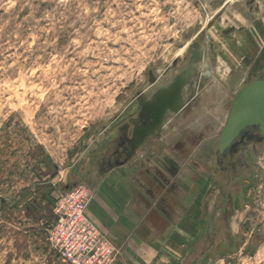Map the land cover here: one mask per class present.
Listing matches in <instances>:
<instances>
[{"label": "rangeland", "instance_id": "374dc122", "mask_svg": "<svg viewBox=\"0 0 264 264\" xmlns=\"http://www.w3.org/2000/svg\"><path fill=\"white\" fill-rule=\"evenodd\" d=\"M204 30L221 54L216 116L242 60L263 51L264 0H0V264H67L60 245L82 234L77 208L93 198L89 157L105 128ZM203 144L191 177L204 194L221 188L201 204L180 264H264V147L224 180L213 141Z\"/></svg>", "mask_w": 264, "mask_h": 264}, {"label": "flooded vegetation", "instance_id": "af4514ba", "mask_svg": "<svg viewBox=\"0 0 264 264\" xmlns=\"http://www.w3.org/2000/svg\"><path fill=\"white\" fill-rule=\"evenodd\" d=\"M246 31L248 29L241 30L242 33ZM224 33L232 35L236 33V28L231 26ZM207 34L208 30L202 31L200 38L190 45L185 57L175 60L163 73L151 72L149 87L140 91L132 111L122 118L118 116L105 128V143L96 147L89 157L90 164H96L99 174L129 165L142 151L160 144L163 137L176 131L183 136L174 143L178 148L187 146L184 137L192 133H195L192 134L194 146L201 149L205 146L202 145L205 140L213 141L214 169L224 180H228L230 170L232 173L237 171V166L242 165L248 170L250 155L264 147V128L260 125L246 126L222 152L219 146L237 94L251 83L264 80V47L255 59L246 56L247 59L242 60L247 72L238 82L237 88L221 98L217 108L220 114L215 116L213 105L218 88L216 64L221 54L217 52L215 44L209 42ZM183 77L184 81H180ZM172 85L185 86L176 93ZM177 107H181L179 112H175ZM202 115L209 119H204ZM191 120L194 122L192 125L188 124ZM218 185L209 189L205 202L213 190L221 188Z\"/></svg>", "mask_w": 264, "mask_h": 264}, {"label": "crops", "instance_id": "0c3cea01", "mask_svg": "<svg viewBox=\"0 0 264 264\" xmlns=\"http://www.w3.org/2000/svg\"><path fill=\"white\" fill-rule=\"evenodd\" d=\"M181 138L178 131L169 134L129 165L105 174L96 170L88 183L94 192L87 216L123 251L116 264H180L187 234L198 232L207 193L191 176L203 152L193 145L178 148Z\"/></svg>", "mask_w": 264, "mask_h": 264}, {"label": "built area", "instance_id": "2783aa9c", "mask_svg": "<svg viewBox=\"0 0 264 264\" xmlns=\"http://www.w3.org/2000/svg\"><path fill=\"white\" fill-rule=\"evenodd\" d=\"M91 198L77 208L79 217L76 222L80 224L82 234L75 236L72 233V242L68 246L63 243L58 248L67 264H115L119 256L118 247L84 216Z\"/></svg>", "mask_w": 264, "mask_h": 264}, {"label": "water", "instance_id": "95a60500", "mask_svg": "<svg viewBox=\"0 0 264 264\" xmlns=\"http://www.w3.org/2000/svg\"><path fill=\"white\" fill-rule=\"evenodd\" d=\"M183 77L180 81H184ZM185 85H172L174 92H181ZM173 93V92H170ZM177 107L175 112H179ZM260 125L264 128V80H259L241 89L237 94L229 120L221 135L219 151H223L246 126Z\"/></svg>", "mask_w": 264, "mask_h": 264}, {"label": "bare ground", "instance_id": "6f19581e", "mask_svg": "<svg viewBox=\"0 0 264 264\" xmlns=\"http://www.w3.org/2000/svg\"><path fill=\"white\" fill-rule=\"evenodd\" d=\"M204 61V60H203Z\"/></svg>", "mask_w": 264, "mask_h": 264}]
</instances>
